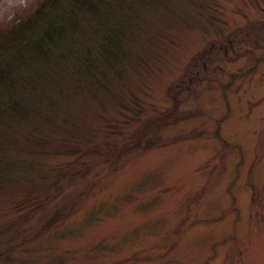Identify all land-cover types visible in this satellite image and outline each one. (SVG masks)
Returning a JSON list of instances; mask_svg holds the SVG:
<instances>
[{"label":"rangeland","instance_id":"obj_1","mask_svg":"<svg viewBox=\"0 0 264 264\" xmlns=\"http://www.w3.org/2000/svg\"><path fill=\"white\" fill-rule=\"evenodd\" d=\"M38 1L0 0V30ZM111 23L129 58L107 91L69 58L43 73L57 108L41 90L0 112V264H264V0H129ZM107 119L123 154H58L66 129L102 145Z\"/></svg>","mask_w":264,"mask_h":264},{"label":"trees","instance_id":"obj_2","mask_svg":"<svg viewBox=\"0 0 264 264\" xmlns=\"http://www.w3.org/2000/svg\"><path fill=\"white\" fill-rule=\"evenodd\" d=\"M126 1L129 0H39L30 14L18 19L10 27H3L0 30V112L8 114L9 117L19 114V100L16 96L11 97V93L28 94L33 99V95L41 90L39 100L57 108L59 102L50 99V86L54 81L44 77L43 73L58 62H69V58L79 59L83 71L101 75L103 83L100 88L107 91L108 86L105 83L109 82L112 72L121 70L123 66L125 69V62L129 58V46H125L122 38L124 32L118 23H111L112 14L116 9H121ZM38 78L43 79L38 81ZM48 81L51 85L42 88L43 83ZM58 92L64 93L60 88ZM51 118V111H43L32 129H40L37 125L42 122L49 123ZM107 124L108 134L102 139V145L93 143L94 137L89 135L91 140L87 141V151L81 149L82 144H72V140L80 141L84 135L74 132L75 129L70 132L68 129L63 130L62 135H66V138L57 144L58 154L84 158L89 153L97 154L102 151L110 155L108 150L100 147L118 150L119 155L123 154L129 143V135L125 134L121 124L115 120L107 119ZM62 125H55V130ZM4 135L15 140L9 142ZM1 136L6 142L14 143L13 146H17L25 138L20 137L17 130L5 129L1 130ZM30 139L26 138V141L35 146L42 147L45 142L44 137L40 138L38 134H33ZM70 140L72 147H66L65 142ZM136 142V147L141 148L140 137ZM82 158H77L76 162ZM9 159L10 153H7L5 165ZM115 159L117 162L119 157L115 156ZM3 168L7 169L8 166ZM84 170L86 168L81 169ZM80 174L81 172L75 170L72 177H78ZM14 179L16 177L10 176L9 182L13 183ZM6 180L7 178L3 179ZM44 199L51 200L46 194ZM28 200H31V195L24 196L20 205ZM33 202L37 204H33L35 207H40L37 199ZM59 212H55L53 219ZM46 228L42 227L41 231Z\"/></svg>","mask_w":264,"mask_h":264}]
</instances>
